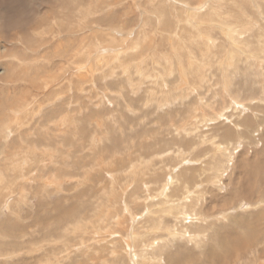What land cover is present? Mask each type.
<instances>
[{"label":"rangeland","instance_id":"374dc122","mask_svg":"<svg viewBox=\"0 0 264 264\" xmlns=\"http://www.w3.org/2000/svg\"><path fill=\"white\" fill-rule=\"evenodd\" d=\"M263 101L264 0H0V264H264Z\"/></svg>","mask_w":264,"mask_h":264},{"label":"bare ground","instance_id":"6f19581e","mask_svg":"<svg viewBox=\"0 0 264 264\" xmlns=\"http://www.w3.org/2000/svg\"><path fill=\"white\" fill-rule=\"evenodd\" d=\"M210 10H212L213 11V13H211L210 12ZM210 10L208 11L209 13H210V16H211V19L210 20H217L216 18L218 17V19H222L223 18V15H222V13H220L221 12V10H220V8H210ZM198 16V15H197ZM230 17V16H229ZM169 20V19H168ZM181 21V20H180ZM161 22H162V20H161ZM166 22V21H165ZM187 22L189 23V21L187 20ZM211 22H213V21H211ZM210 22V23H211ZM215 22V21H214ZM185 23V22H184ZM217 24V23H216ZM223 24V23H222ZM184 26V25H183ZM189 26H191L192 27V29L194 30V35H195V38L196 39H199L198 37H199V34L198 33H201V32H203V31H205V29H203V28H201V27H198L196 24H192V23H189ZM215 26V25H214ZM217 27V26H216ZM221 27V26H220ZM184 28V27H183ZM186 28V27H185ZM222 28V27H221ZM234 28V27H233ZM177 29V28H176ZM181 29V28H180ZM234 29H236V28H234ZM168 30H171V29H168ZM187 31H189V30H187ZM169 33V32H168ZM179 33V32H178ZM190 33V32H189ZM192 33V32H191ZM170 39L172 38V35H175V30L173 31H171L170 33ZM188 35V34H187ZM227 35V34H226ZM177 36V35H176ZM186 36V35H185ZM177 39H178V37H177ZM147 40V39H146ZM203 41V40H202ZM231 41V40H230ZM144 42V41H143ZM170 42V41H169ZM177 42V41H176ZM212 40H208V41H205V46L208 48V49H210V46L212 45ZM144 44V43H143ZM142 44V45H143ZM138 45V44H137ZM139 45H140V43H139ZM144 48V47H143ZM150 48H152L151 46H150ZM135 48H132V50H134ZM179 49V48H178ZM183 49V48H182ZM131 50V51H132ZM135 51V50H134ZM183 51V50H182ZM204 55V54H203ZM146 58V57H145ZM147 60V59H146ZM145 60V61H146ZM137 61V60H136ZM144 61V62H145ZM138 62H140V61H138ZM138 64V63H137ZM136 64V65H137ZM142 64V63H141ZM135 65V66H136ZM140 66V65H139ZM138 66V67H139ZM233 67V66H232ZM139 70V69H138ZM184 71V70H183ZM125 72V71H124ZM200 72V71H199ZM126 73V72H125ZM186 76V75H185ZM202 77V76H201ZM185 80H186V78H185ZM184 80V81H185ZM229 81V80H228ZM232 81V80H231ZM202 82V81H201ZM207 93V92H206ZM264 102V101H263ZM227 109V108H226ZM214 112V111H213ZM223 112V111H222ZM224 117V116H223ZM54 122V121H53ZM245 126V125H244ZM243 126V127H244ZM249 126H251V125H249ZM68 127V126H67ZM246 127V126H245ZM236 128V127H235ZM181 129H182V127H181ZM180 129V130H181ZM224 129V128H223ZM246 129V128H245ZM240 132V131H239ZM224 134H226V133H224ZM227 135V134H226ZM238 135V134H237ZM223 136V135H222ZM239 136H241V135H239ZM230 137V136H229ZM220 138V137H219ZM211 139V138H210ZM217 139V138H216ZM212 140V139H211ZM214 140V139H213ZM235 140H237V139H235ZM209 142V141H208ZM228 142V141H227ZM201 143V142H200ZM225 144V143H224ZM213 145V144H212ZM225 145H227V144H225ZM229 145V144H228ZM235 145V144H234ZM237 146V145H236ZM43 147V146H42ZM226 147V146H225ZM220 148H222V147H220ZM231 148V147H230ZM229 148V149H230ZM13 149V148H12ZM223 149V148H222ZM228 148L226 147V150H227ZM3 150V149H2ZM24 150V149H23ZM27 150V149H26ZM225 149H224V151H226ZM39 151V150H38ZM41 151V150H40ZM39 151V152H40ZM223 151V150H222ZM20 152V151H19ZM38 152V153H39ZM229 152V151H228ZM21 153V152H20ZM28 153V152H27ZM36 153V152H35ZM218 153V152H217ZM221 153V152H220ZM226 153V152H225ZM224 153V154H225ZM233 153H235V152H233ZM1 155H2V153H1ZM11 155H13V154H10V155H5V157H6V161L5 162H7V160H8V158L11 156ZM20 155V154H19ZM18 155V156H19ZM32 155V154H31ZM30 155V156H31ZM221 155V154H220ZM35 156V155H34ZM233 156V155H232ZM33 157V156H32ZM48 157V156H47ZM226 157V156H225ZM224 156H222V158H223V162H226L227 163V157L225 158ZM230 157H231V155H230ZM229 157V158H230ZM10 159V158H9ZM18 159V158H17ZM30 159V158H29ZM42 159V158H41ZM173 159V158H172ZM232 159V158H231ZM15 160V159H14ZM24 160H26V157L24 158ZM31 160V159H30ZM225 160V161H224ZM229 161H231V160H229ZM25 162H27L26 164H25ZM24 163L22 162V164L24 165H26V166H29L28 165V161L26 160ZM30 162V161H29ZM240 162V161H239ZM257 162L259 163V161L257 160ZM225 163V164H226ZM241 163V162H240ZM245 163V162H244ZM258 163H256V164H254L255 166L252 168V169H249V170H247V174H246V176H245V179L247 180V183H248V185L246 186L247 188L248 187H250V189H255V186L258 188L260 185H259V183L258 184H255L257 181H261V180H264V172H262L261 170V167H262V164H258ZM261 163V162H260ZM224 164V163H223ZM222 164V166H224ZM10 165V164H9ZM245 165H247V164H245ZM18 166H20V163L18 164ZM158 166V165H157ZM261 166V167H260ZM25 167V166H24ZM243 167V166H242ZM246 167H248V166H246ZM21 168H23L22 166H21ZM158 169V168H157ZM226 169V168H225ZM263 169H264V167H263ZM22 170V169H21ZM159 170V169H158ZM56 171V170H55ZM221 171V170H220ZM53 172V171H52ZM152 172H153V176L151 177V178H153L154 176H155V174H156V172L155 171H153L152 170ZM260 173H262V175H261V177H260ZM54 175V178L53 179H56L57 178V175H55V174H53ZM144 176V175H143ZM158 176V175H157ZM252 177H254L253 179H252ZM51 178V177H50ZM150 178V179H151ZM140 179H142V177L140 176ZM149 179V180H150ZM175 179V178H174ZM187 179V181H185L184 180V182H183V186H181L180 185V187L181 188H184V189H187L188 187H189V182H190V180H194V178H191V177H187L186 178ZM3 180H4V178H3V176L2 175H0V181H2L3 182ZM250 181H253V184H252V182L250 183ZM151 183H152V181H150ZM250 183V184H249ZM139 184V183H138ZM182 184V183H181ZM145 185V184H144ZM136 186L138 187V185L136 184ZM192 186V185H191ZM196 186V185H195ZM179 187V188H180ZM173 188V191L172 192H175V190H174V187H172ZM246 190V189H245ZM249 190V189H248ZM250 191V190H249ZM251 192V191H250ZM185 193V192H184ZM252 193V192H251ZM250 195H253V194H250ZM203 196V195H202ZM110 197V196H109ZM108 197V198H109ZM260 203H264V200H261L260 201ZM181 204V203H180ZM181 205H183V204H181ZM180 205V206H181ZM192 206V205H191ZM261 206V205H260ZM263 208V207H262ZM263 210V209H262ZM189 211H192L191 212V214H193V210L192 209H189ZM103 212H101L100 214H102ZM106 213V212H105ZM107 213H108V210H107ZM104 214V213H103ZM103 214H102V216H103ZM189 215V214H188ZM99 216V215H98ZM98 218V217H97ZM102 218V217H101ZM103 219V218H102ZM104 219L106 220V217H104ZM88 231V230H87ZM186 232V231H185ZM198 235L197 236H200V233H197ZM172 236H174V234L172 235ZM185 237H187L186 235H185ZM195 239H197V237L195 238ZM244 239V238H243ZM245 240V239H244ZM245 243V242H244ZM244 243L242 244L243 246H244ZM168 245H170V244H168ZM223 245H224V243H223ZM229 250H231V252H232V248L230 247V248H228ZM125 250V249H124ZM214 250V249H213ZM163 251V250H162ZM224 251V250H223ZM125 253H126V251H124ZM227 252H228V250H227ZM230 252V253H231ZM224 254H226V252H224ZM228 254V253H227ZM232 254H234V251L232 252ZM213 256V255H212ZM229 256H231V255H229ZM160 261V260H159Z\"/></svg>","mask_w":264,"mask_h":264}]
</instances>
